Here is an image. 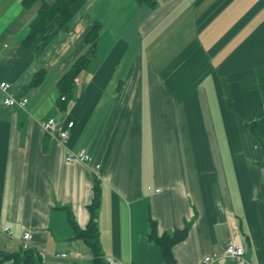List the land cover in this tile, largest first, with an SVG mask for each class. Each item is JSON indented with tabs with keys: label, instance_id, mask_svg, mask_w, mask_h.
Wrapping results in <instances>:
<instances>
[{
	"label": "crops",
	"instance_id": "obj_1",
	"mask_svg": "<svg viewBox=\"0 0 264 264\" xmlns=\"http://www.w3.org/2000/svg\"><path fill=\"white\" fill-rule=\"evenodd\" d=\"M21 1L0 0V83L27 99L5 106L0 92V251H23L30 232L40 264H97L70 223L85 229L97 183L102 264H165L151 223L157 236L188 228L175 264L230 240L244 262L211 264H264V0H83L37 49L21 45L37 10ZM95 24L96 55L62 100L57 83ZM48 119L73 123L65 143ZM78 151L91 163L66 161Z\"/></svg>",
	"mask_w": 264,
	"mask_h": 264
},
{
	"label": "trees",
	"instance_id": "obj_2",
	"mask_svg": "<svg viewBox=\"0 0 264 264\" xmlns=\"http://www.w3.org/2000/svg\"><path fill=\"white\" fill-rule=\"evenodd\" d=\"M83 0H22L21 5L26 10L37 7L35 16L30 21L26 36L23 38L21 45L23 48L47 47L53 39V30L66 32L70 28V23L74 16V9ZM137 4L153 5V0H134ZM100 34V26L93 25L84 36L85 52L75 60L70 68L61 76L57 83V89L60 97L70 98L75 89V81L77 77L84 71L88 64L96 55L98 38ZM46 74L43 70L37 71L30 83V88L40 86ZM66 98V99H67ZM100 193L97 183L93 187V198L88 206L90 219L85 229H78L73 225L75 237L84 240L90 253L97 264H102L100 246L98 241V229L96 224L97 210L99 207ZM188 232L185 227L181 231L171 234H163L157 236L155 233V224H150V233L148 239L160 247L162 257L165 264H175L172 248L174 245L183 241ZM13 258L16 264H40V260L32 251H19L13 254H7L0 251V260Z\"/></svg>",
	"mask_w": 264,
	"mask_h": 264
},
{
	"label": "built area",
	"instance_id": "obj_3",
	"mask_svg": "<svg viewBox=\"0 0 264 264\" xmlns=\"http://www.w3.org/2000/svg\"><path fill=\"white\" fill-rule=\"evenodd\" d=\"M0 92L3 95V104L5 106H13L14 104L18 105L19 107H24L27 103V99L23 98L21 100L16 101L13 98V95L10 91V85L8 83L2 82L0 83ZM62 100H64V97H61ZM73 127L72 122H68L65 125H61L58 121L55 119H48L43 122H41V128L43 131L47 134H54L56 139L60 143H65L66 140L69 137V132L71 128ZM67 162H74L78 161L80 163L84 164H90L92 161V158L85 153L84 151H78V152H70L67 157H66ZM100 168L99 165L95 166V170H98ZM3 233H7L8 235L10 234V231L8 227L2 228ZM30 239H31V234L30 232H24L21 236L20 239V244H21V249L23 251H28L30 247ZM58 257H65V255H59ZM244 250L239 241L236 240H230L220 251L218 254H214L210 257H205L202 261V264H211L216 260L220 259H231L235 260L239 263L244 262ZM107 264H121L119 261L112 257H108L106 259Z\"/></svg>",
	"mask_w": 264,
	"mask_h": 264
}]
</instances>
